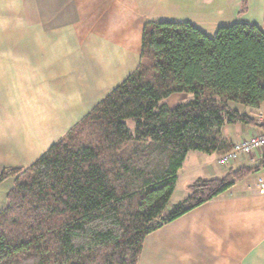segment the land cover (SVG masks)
Returning a JSON list of instances; mask_svg holds the SVG:
<instances>
[{
    "label": "trees",
    "instance_id": "obj_1",
    "mask_svg": "<svg viewBox=\"0 0 264 264\" xmlns=\"http://www.w3.org/2000/svg\"><path fill=\"white\" fill-rule=\"evenodd\" d=\"M174 94L188 100L170 108ZM263 102L258 27L209 37L189 23L147 24L138 68L33 164L1 172L0 185H14L0 210V264H137L148 234L264 168L199 178L166 211L186 156L229 151L222 128L256 125Z\"/></svg>",
    "mask_w": 264,
    "mask_h": 264
},
{
    "label": "crops",
    "instance_id": "obj_2",
    "mask_svg": "<svg viewBox=\"0 0 264 264\" xmlns=\"http://www.w3.org/2000/svg\"><path fill=\"white\" fill-rule=\"evenodd\" d=\"M158 22L189 23L209 37L235 23L264 32V0H0V174L33 164L132 74L144 28ZM187 99L174 94L167 105ZM252 127L236 141L225 126L222 135L233 144L262 132ZM262 163L261 152L225 169L198 158L202 176L191 183ZM261 175L260 167L249 182L148 234L137 264H264V195L254 190ZM13 185H0V210ZM179 187L177 175L170 201Z\"/></svg>",
    "mask_w": 264,
    "mask_h": 264
},
{
    "label": "rangeland",
    "instance_id": "obj_3",
    "mask_svg": "<svg viewBox=\"0 0 264 264\" xmlns=\"http://www.w3.org/2000/svg\"><path fill=\"white\" fill-rule=\"evenodd\" d=\"M183 95H185V94H183ZM187 98H188V96H187ZM165 102L167 104V99H166ZM231 107L233 109L237 110L238 112H241L244 109L243 106L238 105V104H234V103L231 104ZM251 116L253 117L254 115H251ZM239 126L240 125H236V128L235 127H231L229 129L228 128L229 126L225 125L224 132H226L227 129H229V132H230V134H228L226 132L227 133L226 136L229 138L228 141H236V140H238L240 138H243L244 136H248L250 134V132H251V129H254L252 126H247L249 130L246 127H244L243 132H239ZM198 158H200V159L202 158L205 161L207 160L211 165H215L219 169H225L228 166V165L227 166H219V165H217L216 164L217 154H215V153L207 155V154H202V153H197V152H190L188 154V158H187L184 166L178 172V177L180 179V187L178 188L174 198L169 202V204H168V206L166 208V211H169L171 208L174 207V205L178 204V202H180L181 200H183V198H185V197H182V195L180 193H182V192L184 194L186 193V190H185V186L186 185L190 184L191 181L194 180V178H196L197 176L198 177L202 176L201 175L202 173L198 169L197 165L193 164L194 161L196 162V160ZM191 167H194V169L191 170V174L189 175L188 173H189V170H190ZM250 180H252V178H248L247 181H245V179L241 180V181L242 182L244 181L245 183H247Z\"/></svg>",
    "mask_w": 264,
    "mask_h": 264
},
{
    "label": "built area",
    "instance_id": "obj_4",
    "mask_svg": "<svg viewBox=\"0 0 264 264\" xmlns=\"http://www.w3.org/2000/svg\"><path fill=\"white\" fill-rule=\"evenodd\" d=\"M255 119L261 125L262 132L249 139H242L233 143L229 151L218 156L217 165L227 166L240 157L249 156L255 152H261L264 155V102L257 110ZM254 190L258 195H264V175L256 177Z\"/></svg>",
    "mask_w": 264,
    "mask_h": 264
}]
</instances>
